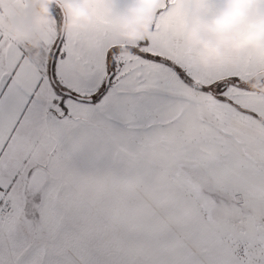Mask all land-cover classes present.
Here are the masks:
<instances>
[{
	"label": "snow or ice",
	"instance_id": "snow-or-ice-1",
	"mask_svg": "<svg viewBox=\"0 0 264 264\" xmlns=\"http://www.w3.org/2000/svg\"><path fill=\"white\" fill-rule=\"evenodd\" d=\"M99 2L34 68L0 25V264H264V58L197 66L175 0L123 55Z\"/></svg>",
	"mask_w": 264,
	"mask_h": 264
},
{
	"label": "clouds",
	"instance_id": "clouds-1",
	"mask_svg": "<svg viewBox=\"0 0 264 264\" xmlns=\"http://www.w3.org/2000/svg\"><path fill=\"white\" fill-rule=\"evenodd\" d=\"M92 0H26V7L10 13L8 0H0V25L13 40L32 50L23 68H34L40 56L42 32L54 19L53 5L63 13L64 33L85 31L92 23ZM159 0H100L99 12L111 21L113 41L123 44L121 53L150 37V25ZM175 8L186 12L184 42L194 49V63L211 68L228 59V53L250 49L264 58V0H175ZM235 64V58L232 60ZM264 93V73L247 81Z\"/></svg>",
	"mask_w": 264,
	"mask_h": 264
},
{
	"label": "trees",
	"instance_id": "trees-1",
	"mask_svg": "<svg viewBox=\"0 0 264 264\" xmlns=\"http://www.w3.org/2000/svg\"><path fill=\"white\" fill-rule=\"evenodd\" d=\"M52 11H53V15L58 17V19L60 18L61 16V9L58 5H53V8H52Z\"/></svg>",
	"mask_w": 264,
	"mask_h": 264
},
{
	"label": "crops",
	"instance_id": "crops-1",
	"mask_svg": "<svg viewBox=\"0 0 264 264\" xmlns=\"http://www.w3.org/2000/svg\"><path fill=\"white\" fill-rule=\"evenodd\" d=\"M54 17L56 18L57 22H58L59 24H61V23L63 22V19H64V17H63V13H62V10H61V16H60L59 19H58V17H56V16H54Z\"/></svg>",
	"mask_w": 264,
	"mask_h": 264
}]
</instances>
